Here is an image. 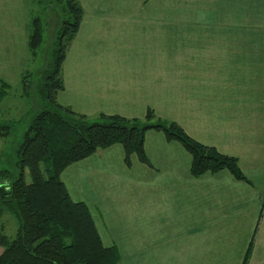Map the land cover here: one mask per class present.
Here are the masks:
<instances>
[{
    "label": "crops",
    "instance_id": "obj_1",
    "mask_svg": "<svg viewBox=\"0 0 264 264\" xmlns=\"http://www.w3.org/2000/svg\"><path fill=\"white\" fill-rule=\"evenodd\" d=\"M80 2L58 101L128 118L151 107L237 156L251 181L226 169L193 176L187 149L155 129L144 142L152 166L135 153L127 166L120 143L70 164L62 178L95 208L118 264H243L253 235L247 264H264V0H172L170 16L159 0ZM27 22L28 0H0V80L11 84L28 56ZM136 190L150 208L139 221L126 213Z\"/></svg>",
    "mask_w": 264,
    "mask_h": 264
},
{
    "label": "trees",
    "instance_id": "obj_2",
    "mask_svg": "<svg viewBox=\"0 0 264 264\" xmlns=\"http://www.w3.org/2000/svg\"><path fill=\"white\" fill-rule=\"evenodd\" d=\"M33 5L42 6L40 13L33 15ZM50 8L59 17L57 37L37 84L29 68L21 73L20 87L0 80V137L5 142L17 123L3 120L5 99L19 88L21 95L29 98L34 89L39 102L15 149L14 170L0 168V264H118L119 248L103 242L89 205L71 197L62 172L115 143L123 145L127 166L132 165L133 153L141 162L152 165L144 145L150 129L161 130L167 140L182 143L192 156L193 176L226 169L235 178L251 183L237 156L196 140L179 123L159 117L151 107L143 118H128L104 112L88 115L61 104L57 93L64 88L63 63L85 9L80 0H29L28 63L39 56L46 29L42 13ZM4 155L0 154L1 163ZM4 213L16 220L14 235L6 231ZM253 244L254 235L243 264L248 263Z\"/></svg>",
    "mask_w": 264,
    "mask_h": 264
},
{
    "label": "rangeland",
    "instance_id": "obj_3",
    "mask_svg": "<svg viewBox=\"0 0 264 264\" xmlns=\"http://www.w3.org/2000/svg\"><path fill=\"white\" fill-rule=\"evenodd\" d=\"M92 1H94V0H91V2ZM97 1H102L103 6L108 7L109 4L113 0H97ZM159 1L164 3V6H165V8L163 9L164 15L170 16L171 15L170 2L172 0H159ZM31 8L33 9V11H32L33 15H35L37 13H40L42 6L33 5V7H31ZM103 11H105L104 8H103ZM42 15L45 16L46 29H45V37L43 40V44H42V47L39 51V56L37 57V60L35 62L31 63V61H30L29 62L30 64L28 63V56H27L25 65L22 69V72L26 68H29L32 71H34V77H33V79L35 81L34 85L37 84L36 79L39 77L40 72L47 66V64L49 62L50 52L54 48L55 39L57 37V26H58L57 22L59 23V17L57 16L56 11L52 8H50L47 11H45L44 13H42ZM28 19H29V0H28ZM19 79H20V77H19ZM19 79L17 82H14L12 84L20 87ZM37 100L38 99H37V96H36L34 89L32 90L30 97L28 98L27 96L21 95V90L19 88V89L15 90L14 92H12L5 99V101L2 103V108L4 111L3 112L4 113L3 120L7 121V120L14 119L17 121V123L15 124L14 129H13L12 133L10 134V136L6 137V142H5L4 148H3L4 151L2 150L3 154H5V155L3 157L2 163L0 161V163H1L0 168L6 167V168L14 170V168H15L14 163L16 160L15 149L17 147L18 142L21 139L23 131L27 128V125H28L31 117L39 109V104H38L39 102ZM98 151H100V150H98ZM149 166H152V165H149ZM133 197H136V198L131 200V202H130L131 208H130V210L127 209L126 213H127V216L130 219H132L133 221H137V220L139 221V217L141 218V213H143L144 216L146 217L150 208L148 206L144 207L145 202H140V196H139L138 190L134 191ZM89 207H90L91 211L95 210V208H93L91 205H89ZM93 211H92V214H93ZM3 218H5L7 220V228H6L7 233L10 235H14L15 231H16V227H17V223H16L15 218L11 215L8 216L5 213L3 215ZM113 224H115V223H113ZM147 224L149 225V222H147ZM100 227H101L100 229H102V226H100Z\"/></svg>",
    "mask_w": 264,
    "mask_h": 264
}]
</instances>
